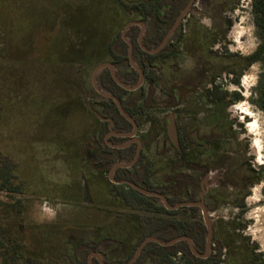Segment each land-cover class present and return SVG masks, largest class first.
<instances>
[{
  "label": "rangeland",
  "instance_id": "1",
  "mask_svg": "<svg viewBox=\"0 0 264 264\" xmlns=\"http://www.w3.org/2000/svg\"><path fill=\"white\" fill-rule=\"evenodd\" d=\"M192 9L193 16L187 18L192 27L198 23L212 27V15L220 16L216 23L221 41L216 43V57L210 63L219 76L218 91H227L230 98L211 108L204 106L202 98L199 103L207 112L216 109L221 119L233 125L237 152L230 157L241 169L233 177L223 170H208L199 179L201 191L211 190L216 198L208 197V217L215 227L213 240L220 239L233 221L245 225L236 232L240 241L264 252V111L260 106L264 65L246 67L244 60L239 63L235 58L251 55L260 43L252 0H197ZM114 12L107 0H0V107L5 111L0 148L19 162L16 182L24 181L26 188L16 196L24 208L21 213L11 197L0 194V239H12L11 245L21 246L25 257L37 262L76 264L80 244L96 240L119 215L130 219L144 213L113 201L107 190L112 187L111 161L102 163L107 154L96 136L103 132L102 140L112 145L104 124L111 127L114 122L104 116L92 78L98 64L113 59L110 45L122 35L124 25ZM147 23H157L156 17L151 16ZM222 23L229 27L224 29ZM138 32L132 30L127 37L136 41ZM180 47L175 56L158 66L160 80L153 85L151 107L145 109L138 130V135H143L154 123L163 128L146 149L154 162V186L179 173L175 169L178 155L168 152L172 146L164 119L175 113L185 133L198 119L201 125L208 122L207 112L194 116L198 95L186 94L179 108L170 105L173 98L167 91L193 83L203 65L186 55L195 52L192 43ZM237 64L242 76L239 84H234L226 70ZM212 72L204 75L203 86ZM236 92L241 99L233 101ZM148 95L147 83L143 101ZM165 102L168 105H162ZM245 192V208H238L235 204ZM227 231L234 232L232 227ZM101 249L123 252L116 243Z\"/></svg>",
  "mask_w": 264,
  "mask_h": 264
},
{
  "label": "trees",
  "instance_id": "2",
  "mask_svg": "<svg viewBox=\"0 0 264 264\" xmlns=\"http://www.w3.org/2000/svg\"><path fill=\"white\" fill-rule=\"evenodd\" d=\"M188 0H107V5L110 10L117 13L120 17L119 24L124 26L130 21H142L146 24L151 16L156 17V22L161 24L158 32L151 36L152 41L146 42V46L155 49L165 37L168 27L175 21L177 15L187 4ZM113 7V8H112ZM117 10H116V9ZM252 12L254 15V24L256 26L257 36L260 43L254 53L247 57L237 58V62L241 60L245 62L246 67H250L255 63L264 65V0H252ZM116 14V16H117ZM122 17V19H121ZM220 16L215 17L216 21ZM127 21V23H120ZM191 20H189V23ZM216 27H217V23ZM227 24V23H222ZM166 25V26H165ZM163 26V27H162ZM190 27V26H189ZM191 28V27H190ZM139 27L134 26L132 30H138ZM193 30V29H192ZM192 32V31H191ZM219 34L216 33V42L219 40ZM183 36L175 35L174 42H169L160 52L150 54L142 50L138 44H135L134 58L135 61L142 67L145 77V83L136 91H128L118 85L112 75L110 69L101 71L98 81L101 82V87L108 93L118 97L121 101L124 110L128 115L136 120L141 126V118L145 109L151 107V96L154 94L153 85L159 83L158 66L175 56L180 50L179 42ZM194 39V36L186 35V42ZM110 52L113 56L112 63L118 68H124V71H118V77L127 85L134 86L139 81V73L132 68L128 57V44L119 38V42L114 41L110 45ZM235 56V55H231ZM234 65L231 68L234 77L232 82L239 84L242 76V71L238 70V66ZM126 68V69H125ZM103 75V76H101ZM149 84L150 96L144 101L145 84ZM1 87V85H0ZM174 104L178 102L174 89H169ZM227 95V92H221V99ZM101 104L105 110L104 116L110 117L114 122V128L120 132H130L133 125L121 114L116 102L110 98L99 95ZM241 99L239 93L233 94V100ZM260 106L264 111V90L260 97ZM3 107H0V125L5 117ZM105 133L109 131V123H105ZM161 132L162 128L159 125H154L152 131ZM151 133V132H150ZM103 132H97V141L100 143L101 149L110 158L109 165L115 163L116 156L121 154L133 156L135 148L131 147L125 150H115L110 146H104L102 140ZM149 134V133H148ZM153 139V136L151 137ZM115 156V157H114ZM18 161L9 157L5 150L0 148V194L11 197V200L20 206L19 212H23L24 208L20 201L16 199L18 194L26 192L24 181L17 183L19 179ZM176 167L178 164L175 165ZM151 162L145 160V155L139 162L130 169H118L115 175L117 180H130L138 185H143L149 190L163 193L167 196L172 205L179 204L185 199L183 198V185H180L181 178L178 174L171 175L165 185L154 186L151 184ZM259 180V179H258ZM110 182V181H109ZM111 183V182H110ZM109 194L120 204L132 211H143V214L136 215L133 218L123 221H115L104 233L98 236L96 240L84 242L76 248V259L78 264H88V255L93 251L101 252V246L106 244H118L123 249L122 253L117 256L116 262L113 264H127L134 256L137 248L147 237H157L164 241H170L180 236H188L193 242L196 250L203 253L206 248L208 238L207 227L201 217L198 207H180L176 210H169L163 202L151 196H146L133 187L127 185H115L109 189ZM245 194L241 197V202L235 204L238 208H245ZM194 199V198H193ZM224 201V199L222 200ZM1 202V201H0ZM147 212V213H146ZM245 225H234L233 221L229 222V226L222 232L221 238H215L213 243L215 248L213 253L206 259L196 256L190 249L189 243L186 240L177 242L171 246H162L158 243L151 242L142 250L138 260L134 264H146L151 261L152 264H264V252H260L257 245L249 247L245 242L240 241L237 237L240 228ZM232 227L234 232L227 231V228ZM112 228H116V232H110ZM12 239H0V264H53L51 262H37L34 259L25 257L21 250V246L14 243ZM226 251V253H224ZM225 256V257H224ZM228 256V258H227ZM94 264H100L94 260Z\"/></svg>",
  "mask_w": 264,
  "mask_h": 264
},
{
  "label": "flooded vegetation",
  "instance_id": "3",
  "mask_svg": "<svg viewBox=\"0 0 264 264\" xmlns=\"http://www.w3.org/2000/svg\"><path fill=\"white\" fill-rule=\"evenodd\" d=\"M190 1L191 0L187 1V4L180 11V13L177 15L175 21L173 22L172 25H170V27H169V25H167V26L165 25L166 27H168V31H167L165 37L170 32V30L173 28V26L176 23V20L178 19L180 14L189 5ZM196 1L197 0L194 1L190 11L184 17V19L179 23L178 27L173 32V34L169 38V40L166 43V45L169 42H171V41L174 42L173 37L177 34L179 36H183V38L179 42V46H182L183 49H184V47H186V44H187L186 35H188V36L193 35L194 36L193 40L189 38V42L192 43V45L194 46L193 50H195V52L193 54H191V53L187 54L186 53V55H188L189 57H191L193 59H196L198 61H203L202 62L203 65H202L201 69L199 70L198 79L195 80L193 83H191L189 85H181V86H178L177 88L176 87H172L174 89V92H175L176 96H177L178 102L176 104H174V101H173L170 105H171L172 108H179L180 106H182L183 101H184V97H185L186 94L193 93L194 95H198L199 97H198V102L195 105L196 106V112H194V114H195L194 116H195V118H199V116H201V114H206V112H207L202 107V104L199 103L200 98H202L203 100L206 101L204 103L205 104L204 106H208V107L211 108V107H217L218 104L223 103L227 98H230V97H229L228 93L222 99L219 97L221 95V92H227V91H222V90L218 91V89H221V88L218 87V82L216 80L217 78H219V76H217L216 71L213 68V65L210 63L212 58L215 59V57H216V51H213L214 48H215L216 43H219L221 41V37H220V38H218L219 40H217L218 42H216V33H218V31H217V27H216V24H215L216 23L215 16L212 15L213 16L212 19H214V23H213L212 27H205V26L200 25L199 23L192 27V24L184 23V22H189V19H187V18H190L191 16H193V14H194L193 12L194 11H193L192 8H193V6L196 5ZM130 22H132V21H130ZM137 22H142V21H137ZM128 24L129 23H127L124 26V29H125V27ZM144 25H145V29H144L143 34H142V31H143L142 27H141V25H138V24L132 25L128 29V31L126 32V36H127V34H129V32L132 31V27H134V26L139 27V29H138L139 32L137 34L138 36H137V40L136 41L135 40H131V39H129L127 37L133 43L134 51H135V48H136L135 44H138V46L142 50H144L141 47L140 43H139V38H140L141 34H142V42L146 46V42L150 43L152 41L151 36H154L158 32L160 27H161V24L158 21H157V23H150L149 25L144 23ZM222 26L224 27V29L229 27L227 24H223ZM124 29H123V31H124ZM165 37L163 38V40L165 39ZM122 39H123V37H122ZM163 40L161 41V43L163 42ZM159 45H158V47H159ZM145 52H147V51H145ZM133 56H134V52H133ZM128 57H129V45H128ZM112 60L111 61H107V62L112 63ZM103 63H105V62H103ZM100 64H102V63H100ZM100 64H98V65H100ZM112 64L116 67V72H117V75H118V71H119L118 66H116L114 63H112ZM107 69H109V68H107ZM231 69L232 68H230V69H228L226 71L230 74V76L234 77V74H232ZM101 71L99 72V74L101 73ZM210 71L211 72L213 71L212 72V76L209 77L210 81H209V83L207 85L203 86V80H204L203 78L205 77L204 75L205 74H210L209 73ZM99 74L97 76V79L99 77ZM145 77H146V75H145ZM139 79H140V77H139ZM144 83H145V80H144ZM97 84H98L99 88L102 89V87L100 85L101 82L97 81ZM139 89H137V90H139ZM95 90H96V88H95ZM96 92H97V94L101 95L97 90H96ZM167 92H168L169 95H171L169 90ZM149 96H150V87H149V95L147 97H149ZM152 97H153V95L151 96V98ZM231 99H233V96L231 97ZM172 100H174V99H172ZM163 104L164 105H168V103H166V102L162 103V105ZM207 114H208V119H207L208 122H207V124L201 125L199 123L200 120L198 119V123L194 126V128L192 130L188 131L187 133H185L183 130H181V128H180V126L178 124V121H177V116H176L175 113H170L166 117V119H164V122L167 125L166 135H167L168 139L170 140L171 146H172L171 149L168 150V152L172 151V152H175L178 155V160H177V163H176V164H178V166L177 167L175 166V169L179 170L178 171L179 173H176V174H178L180 176V178H181L180 185H183V192H184V194H186V196L183 195V198L185 199V201H183V202H202V203H204V205L207 208V211L209 212L210 209H211V206H210V201H209L208 197L211 196V190H205L203 188V190L201 191L200 185H203V184L199 181V179H202V176L205 175L208 170L209 171H211V170H215V171L223 170L224 172H228L225 175L233 177L241 169H240L239 165H237V162L232 160L231 157H230L231 155H233L234 153L237 152V148L234 147L235 140H237V139H236V134L232 130L233 125L232 124L228 125V123H227V121L225 119H221L220 116L218 115L219 113L217 112L216 109H210L209 112H207ZM170 116L174 117V122H175V125H176V132H177V143H174V141L172 140L171 134L169 132V118H170ZM155 124L159 125L162 128V126L160 124L154 123V124L151 125V128H150V130L147 133H145L143 135L142 134L138 135V132H137V134L135 136H133V137L118 136L115 133L129 134V133L133 132L134 127L132 128V130L130 132L117 131V130H115V128L113 126L114 124L111 127H109V131L106 133V136L109 135V141L111 142L112 145L108 144V140H103L104 146L108 145L112 149H115V150H125V149L131 148V147L135 148V152H134V155L132 157L129 156V155H126V152L124 153V155H121V154L117 155L116 159H115V163L110 167V171H111L112 167L115 164H117V163L127 164V163L132 162L135 159V157H136V155L138 153V150L140 148V153H139V156H138L136 162L131 167H128V168L121 167V168H123V169L132 168L134 165H136L139 162V160L142 158V155L144 154L145 155V160L151 162V177H150L151 178V184L155 185L152 182V180L154 178V172H153L154 162H153L152 158L148 154H146V149L151 146V143H153L154 141L157 140V137H159L161 135L162 131H163V128H162L161 132H159V133H156L155 130L153 132L152 128H153V126ZM152 136H153V139H151ZM136 139H139L140 143ZM118 146H121V147H118ZM241 152H243V150ZM99 158L101 159V157H99ZM101 160H102V163H105L107 161H110V158L108 157V155L107 156H102ZM121 168H118V169H121ZM117 170L114 173V177L116 175ZM187 172H191V173L189 174ZM114 179L116 181H130V180H127V179H125V180H117L116 178H114ZM167 180H166V182H167ZM110 182L109 183L111 185H113V184H115V185H127V184H123V183L122 184L116 183V182L112 181V179L110 180ZM166 182L161 183L160 185H165ZM136 185H138V184H136ZM143 185H138V186H140L141 188L147 189ZM210 185H216V184L211 183ZM227 185H230V183H227ZM245 185H247L246 186L247 189H250V185H251L250 183L246 182ZM127 186H129V185H127ZM191 186L193 187V189L188 192L189 187H191ZM147 190H149V189H147ZM161 194H163V193H161ZM235 194L236 195L238 194L237 190L235 191ZM245 194H247L246 197H245V199H246L248 197V192H245L244 195ZM244 195H242V197ZM156 198H158V197H156ZM211 198L216 200V198L213 197V196H211ZM158 199H160V198H158ZM114 200L117 203H119V204L121 202V201H117L116 199H113V201ZM183 202H181V203H183ZM183 207H198L200 209L201 217H202V219H203V221H204V223L206 225L203 209L200 206H183ZM125 219H129V218L122 217L121 215H119V217L115 221H117V220L118 221H123ZM212 226H213V230L215 231L214 224H212ZM116 231H117L116 228H112L110 230V232H113V233H115ZM213 237H214V235H213ZM211 244H213L214 248H215V244L213 243V240H212ZM206 249H207V242H206V248H205L203 253L206 252ZM94 253H98L100 256H102L103 261L105 263H107V264L115 263L117 256L120 255V252L117 251V250H115L112 253H107L106 249L101 250V252L93 251V252H91L88 255V264H89L90 256L92 254H94ZM212 253H213V249H212V251H210V254H212ZM204 259H206V258H204ZM94 260H96V261H98L100 263L98 258L95 255H92L93 264H94ZM75 263L78 264L77 259L75 260ZM149 263L152 264L151 261H148L146 264H149Z\"/></svg>",
  "mask_w": 264,
  "mask_h": 264
},
{
  "label": "water",
  "instance_id": "4",
  "mask_svg": "<svg viewBox=\"0 0 264 264\" xmlns=\"http://www.w3.org/2000/svg\"><path fill=\"white\" fill-rule=\"evenodd\" d=\"M195 0H191L189 5L186 7V9L180 14V16L178 17V19L176 20V23L174 24L173 28L170 30V32L167 34V36L165 37V39L163 40V42L159 45V47L155 48V49H151V48H148L146 47L143 42H142V34L144 32V29H145V25L143 22H137V21H132V22H129V24L125 27L123 33H122V37L123 39L128 43L129 45V61H130V64L132 66V68H134L136 71H138L139 75H140V79H139V82L134 85V86H130V85H127L126 83H124L117 75V72H116V67L110 63V62H105V63H102L100 65H98L94 72H93V84H94V87L96 88V90L104 97L106 98H110L112 100H114L119 108V111L121 112V114L130 122L132 123L133 127H134V130L132 133H129V134H120V133H115L116 135L118 136H123V137H133L137 134L138 132V129H139V126L137 124V122L130 116L126 113V111L124 110L123 108V105L121 103V101L118 99V97H116L115 95L111 94V93H108V92H105L104 90L100 89L98 84H97V76L99 74V72L105 68H109L111 70V74H112V77L114 79V81L120 85L121 87H123L124 89L128 90V91H135L137 89H139L143 83H144V80H145V73L143 71V69L135 62V59H134V56H133V52H134V45L133 43L127 38L126 36V32L128 31V29L132 26V25H141L142 27V34L140 35V38H139V43L141 45V47L147 51L148 53H151V54H156L158 53L159 51H161L164 46L166 45V43L168 42L169 38L171 37V35L173 34V32L176 30V28L178 27L179 23L184 19V17L188 14V12L190 11L191 7H192V4L194 3ZM169 132L171 134V137H172V140L174 141V143H177V132H176V125H175V122H174V117L173 116H170L169 118ZM139 143H140V140L139 139H136ZM118 147H121V146H118ZM139 153H140V148L138 150V153L135 157V159L130 162V163H127V164H124V163H117L115 164L112 169H111V179L112 181L116 182V183H120V184H127L133 188H135L136 190H138L139 192L143 193L144 195H147V196H152V197H158L161 199V201L163 202V204L165 205V207L169 210H176V209H179L180 207H183V206H200L202 209H203V213H204V217H205V221H206V226H207V229H208V238H207V249H206V252L205 253H200L196 250L195 246H194V242L193 240L188 237V236H180V237H177V238H174L170 241H164V240H161L157 237H147L141 244L140 246L137 248L136 252H135V255L134 257L127 263V264H134L137 259L139 258L142 250L146 247V245L148 243H151V242H155V243H158L162 246H171V245H174L176 244L177 242L179 241H182V240H186L188 243H189V246H190V249L192 250V252L200 257V258H207L209 255H210V246H211V243H212V240H213V235H214V230H213V226H212V223H211V220L209 219L208 217V211H207V208L206 206L204 205V203L202 202H183V203H180V204H177V205H172L168 198L159 193V192H156V191H151V190H147V189H144V188H141L140 186L136 185L135 183L131 182V181H116L114 178H113V175L115 173V171L118 169V168H121V167H125V168H128V167H131L137 160L138 156H139ZM92 255H95L98 260L100 261L101 264H107L103 261L102 259V256H100L98 253H94ZM92 255L90 256L89 258V264H93L92 262ZM151 264V263H149Z\"/></svg>",
  "mask_w": 264,
  "mask_h": 264
}]
</instances>
